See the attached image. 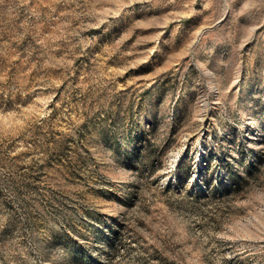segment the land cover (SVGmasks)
<instances>
[{
  "label": "rangeland",
  "instance_id": "obj_1",
  "mask_svg": "<svg viewBox=\"0 0 264 264\" xmlns=\"http://www.w3.org/2000/svg\"><path fill=\"white\" fill-rule=\"evenodd\" d=\"M0 264H264V0H0Z\"/></svg>",
  "mask_w": 264,
  "mask_h": 264
}]
</instances>
